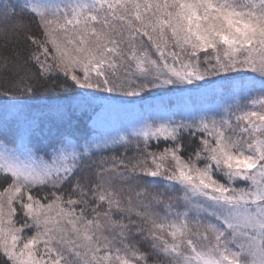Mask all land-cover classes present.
Returning a JSON list of instances; mask_svg holds the SVG:
<instances>
[{
  "label": "snow or ice",
  "instance_id": "1",
  "mask_svg": "<svg viewBox=\"0 0 264 264\" xmlns=\"http://www.w3.org/2000/svg\"><path fill=\"white\" fill-rule=\"evenodd\" d=\"M0 264H264V0H0Z\"/></svg>",
  "mask_w": 264,
  "mask_h": 264
},
{
  "label": "rangeland",
  "instance_id": "2",
  "mask_svg": "<svg viewBox=\"0 0 264 264\" xmlns=\"http://www.w3.org/2000/svg\"><path fill=\"white\" fill-rule=\"evenodd\" d=\"M126 124L127 121L123 117L117 119L109 116V117H105L100 121H97V128L105 133L114 134L116 130L123 131L124 126Z\"/></svg>",
  "mask_w": 264,
  "mask_h": 264
},
{
  "label": "trees",
  "instance_id": "3",
  "mask_svg": "<svg viewBox=\"0 0 264 264\" xmlns=\"http://www.w3.org/2000/svg\"><path fill=\"white\" fill-rule=\"evenodd\" d=\"M89 124H90L89 121H87L86 119L82 120V121L80 122V128H81V130H86V127H87Z\"/></svg>",
  "mask_w": 264,
  "mask_h": 264
}]
</instances>
